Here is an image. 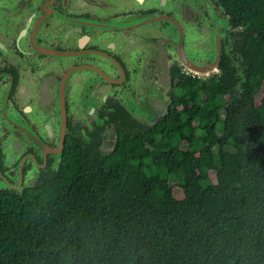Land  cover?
I'll use <instances>...</instances> for the list:
<instances>
[{
	"label": "trees",
	"instance_id": "16d2710c",
	"mask_svg": "<svg viewBox=\"0 0 264 264\" xmlns=\"http://www.w3.org/2000/svg\"><path fill=\"white\" fill-rule=\"evenodd\" d=\"M219 3L241 73H178L155 125L108 155L69 139L58 170L0 191V264H264V0Z\"/></svg>",
	"mask_w": 264,
	"mask_h": 264
},
{
	"label": "flooded vegetation",
	"instance_id": "af4514ba",
	"mask_svg": "<svg viewBox=\"0 0 264 264\" xmlns=\"http://www.w3.org/2000/svg\"><path fill=\"white\" fill-rule=\"evenodd\" d=\"M157 2L0 0V185L7 188L0 191L35 187L55 171L57 149L63 143V155L69 139L108 155L120 133L150 127L169 112L178 73L205 79L165 51V86L163 62L141 30L138 36L128 21L114 25L163 14ZM229 54L239 73L233 48Z\"/></svg>",
	"mask_w": 264,
	"mask_h": 264
},
{
	"label": "water",
	"instance_id": "95a60500",
	"mask_svg": "<svg viewBox=\"0 0 264 264\" xmlns=\"http://www.w3.org/2000/svg\"><path fill=\"white\" fill-rule=\"evenodd\" d=\"M158 2L162 5L152 4V7L161 9L163 14L129 16L116 21L114 25L121 28V24L128 21L131 27H135L138 36L141 30L142 41L147 44L146 48L152 49L153 56H159L163 62L162 81L167 87L170 84V76L165 51L170 55L171 62L196 75L209 78L218 74L223 51L221 42L222 40L227 42L224 51L230 56L229 51L233 48L234 42L232 35L238 32V28H233L230 24V17L225 13L219 0H158ZM123 36L124 34L122 38ZM241 61L242 57L236 55L234 65L238 66ZM166 113L168 110L164 108L161 115L165 117ZM157 118L158 115L154 116L153 122H147V125L150 127L155 125ZM62 148L63 143L57 149L59 157L54 166L55 171L62 160ZM0 189L7 188L0 185Z\"/></svg>",
	"mask_w": 264,
	"mask_h": 264
},
{
	"label": "rangeland",
	"instance_id": "374dc122",
	"mask_svg": "<svg viewBox=\"0 0 264 264\" xmlns=\"http://www.w3.org/2000/svg\"><path fill=\"white\" fill-rule=\"evenodd\" d=\"M259 103V97L256 99V104H258ZM181 149H185V144H181ZM210 177H211V179L214 181V174L213 173H210ZM177 192V191H176ZM175 192V194H177L176 196H180V194L179 193H176Z\"/></svg>",
	"mask_w": 264,
	"mask_h": 264
}]
</instances>
